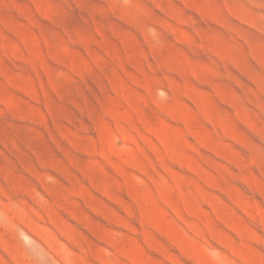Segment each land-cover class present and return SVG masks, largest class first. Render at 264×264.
Wrapping results in <instances>:
<instances>
[{
  "label": "rangeland",
  "instance_id": "rangeland-1",
  "mask_svg": "<svg viewBox=\"0 0 264 264\" xmlns=\"http://www.w3.org/2000/svg\"><path fill=\"white\" fill-rule=\"evenodd\" d=\"M0 264H264V0H0Z\"/></svg>",
  "mask_w": 264,
  "mask_h": 264
}]
</instances>
